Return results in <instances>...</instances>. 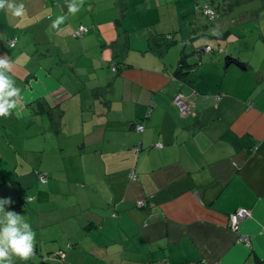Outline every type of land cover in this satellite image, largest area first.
Wrapping results in <instances>:
<instances>
[{"label":"crops","instance_id":"0c3cea01","mask_svg":"<svg viewBox=\"0 0 264 264\" xmlns=\"http://www.w3.org/2000/svg\"><path fill=\"white\" fill-rule=\"evenodd\" d=\"M204 1L22 0L15 20L0 10L11 62L0 72L5 92L19 89L0 116V200L13 201L0 204V231L12 212L35 234L32 256L9 250L11 264H264V11L211 20ZM251 21L254 32L237 28Z\"/></svg>","mask_w":264,"mask_h":264},{"label":"clouds","instance_id":"9594fccd","mask_svg":"<svg viewBox=\"0 0 264 264\" xmlns=\"http://www.w3.org/2000/svg\"><path fill=\"white\" fill-rule=\"evenodd\" d=\"M83 0H81L82 4ZM0 10L6 12L10 20H15L18 17H21L25 13V5L22 2L17 3V0H0ZM78 11L76 7L69 5V12L75 14ZM65 17L59 16L56 21L53 22L52 27L57 28L60 23H63ZM0 69H5L11 71V62L7 59H0ZM10 87L9 79L5 77L3 72H0V116L9 117V109L16 108V102L8 103L7 100H4V96H15L18 94L19 89H12L11 91L5 92L6 89ZM11 198H5L0 200V204L3 203H12ZM3 209L0 208V212ZM19 217L12 212L6 214V224L0 231V264H4L5 261H8V264H11V257L9 256V250L13 255L18 257L23 261H27L33 254L35 241L33 239L34 233L26 232L21 233L20 229L16 226L17 219ZM0 223H5V221H0ZM27 227V225H25Z\"/></svg>","mask_w":264,"mask_h":264},{"label":"built area","instance_id":"2783aa9c","mask_svg":"<svg viewBox=\"0 0 264 264\" xmlns=\"http://www.w3.org/2000/svg\"><path fill=\"white\" fill-rule=\"evenodd\" d=\"M202 12L206 15L209 16V18L215 17L216 13L214 12L213 9H211L210 7H208L207 4L203 5L202 7ZM86 30V27L84 25H79L74 31H73V36L74 37H81L83 32ZM15 44V39H10L9 40V45L13 46ZM210 50V46L206 45L204 47V51H208ZM175 102L177 104V106L179 107V110L181 112V114H185L188 110V106L187 104L181 99L180 95H177L175 97ZM136 129L137 130H143V125L142 124H136ZM157 146H162L161 142H158L156 144ZM137 150H139V147L136 148ZM38 179L41 182H46L47 178L45 175L43 174H38ZM144 201H139L138 202V206H144ZM248 215V211L245 209H239L238 211H235L234 213H232L230 215V224L232 229L237 230L239 227V223L241 222V220H243L244 218H246Z\"/></svg>","mask_w":264,"mask_h":264},{"label":"trees","instance_id":"16d2710c","mask_svg":"<svg viewBox=\"0 0 264 264\" xmlns=\"http://www.w3.org/2000/svg\"><path fill=\"white\" fill-rule=\"evenodd\" d=\"M239 3H240V0H206L200 6L203 7V5L207 4L208 7L214 10V12L216 13V16H220L221 14H224L226 11L232 10ZM215 17H212L209 19L212 20V19H215ZM204 47L201 50L199 49L196 51L197 57H199V55H201L204 52ZM193 65L194 64L187 63L184 60V56H182L179 61V70H177L176 75L179 78L187 79V74L189 73V70L191 69ZM48 111H50V109H48Z\"/></svg>","mask_w":264,"mask_h":264},{"label":"rangeland","instance_id":"374dc122","mask_svg":"<svg viewBox=\"0 0 264 264\" xmlns=\"http://www.w3.org/2000/svg\"><path fill=\"white\" fill-rule=\"evenodd\" d=\"M243 1H247V2H243ZM263 3H264V0H242L241 4H238L237 6H235L234 12L237 13L239 11H242L243 9H248V8L259 10L260 7H262V9L259 11H264V7L262 6ZM218 17L219 16H216L215 18H218ZM261 25H264V23H261ZM256 26H257L256 22L251 21L247 25H243V26L240 25V26H237V28L241 29V31H243L246 34V33L254 32L256 30ZM232 29H235L236 32H239L236 28H232Z\"/></svg>","mask_w":264,"mask_h":264},{"label":"water","instance_id":"95a60500","mask_svg":"<svg viewBox=\"0 0 264 264\" xmlns=\"http://www.w3.org/2000/svg\"><path fill=\"white\" fill-rule=\"evenodd\" d=\"M229 62H235L237 64H241L239 61H237L235 58L231 57V56H226L225 57V63H229Z\"/></svg>","mask_w":264,"mask_h":264}]
</instances>
